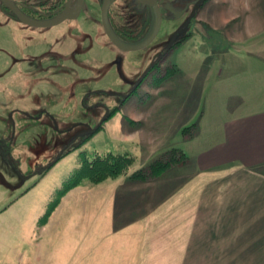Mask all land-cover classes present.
Listing matches in <instances>:
<instances>
[{"label": "rangeland", "instance_id": "rangeland-1", "mask_svg": "<svg viewBox=\"0 0 264 264\" xmlns=\"http://www.w3.org/2000/svg\"><path fill=\"white\" fill-rule=\"evenodd\" d=\"M11 1L32 20L65 10ZM197 1L158 0L159 31L137 51L120 49L148 40L156 18L135 0H84L76 20L47 29L0 1V264H264L258 186L250 195L245 172L196 165L226 45L264 55V0H205L194 15ZM206 9L229 38L203 40ZM173 149L185 164L133 178ZM108 153L133 164L92 183L83 167Z\"/></svg>", "mask_w": 264, "mask_h": 264}, {"label": "crops", "instance_id": "crops-1", "mask_svg": "<svg viewBox=\"0 0 264 264\" xmlns=\"http://www.w3.org/2000/svg\"><path fill=\"white\" fill-rule=\"evenodd\" d=\"M203 10L201 8V15ZM208 10L211 9H206L201 25L203 40H211L213 33L228 37V30L225 29L231 25L217 26L216 21L212 23L207 18ZM243 40V45L250 42L248 37ZM226 47L229 50L223 52L222 65L216 70V80L220 84H215L208 97L212 106L206 112L205 120L210 123L206 125L203 121L199 130V141L205 139L207 149L200 152L196 165L199 171L235 169L245 172L243 175L248 187L252 188L250 195L258 186L260 192L258 196L253 194L254 202H251V208L254 204L256 207V213L251 215L257 221L252 225L255 232L258 226L264 227V221H260L264 219V59L259 60L264 55H256L247 49L234 52ZM246 58L253 60L246 61ZM253 61L255 65H251ZM160 196L161 193L156 197ZM134 216L140 214L134 212L129 218Z\"/></svg>", "mask_w": 264, "mask_h": 264}, {"label": "trees", "instance_id": "trees-1", "mask_svg": "<svg viewBox=\"0 0 264 264\" xmlns=\"http://www.w3.org/2000/svg\"><path fill=\"white\" fill-rule=\"evenodd\" d=\"M203 1H205V0H203ZM21 12L23 14H25V16H26L25 10H21ZM54 15H56V13L47 16L46 19L47 20L51 19ZM12 16L15 18V16L13 14H12ZM46 19H44V20H46ZM34 20H39V19H34ZM189 36L190 35H186L185 38L186 37L188 38ZM177 44L178 43H176V44L173 43L172 46H174V45L176 46ZM111 114L112 113L109 112L108 116L105 118V120L107 118H109ZM100 127L98 129H100ZM98 129L91 132V133L85 134V136H87V135L90 136V135L94 134L95 132L98 131ZM185 130H187V129H184V131ZM61 157L62 156L59 157V160ZM94 160L95 161L93 164H91L87 161L86 166L83 167L84 173L86 174L87 179L90 180L92 183H99V182H102L106 179H112V178H116L118 176L124 175L127 173V170L133 164V158L127 154L126 155H115L113 153H108L104 156H99V157L95 158ZM186 161H187V158L184 155V153H180L177 150L173 149V150L165 153L162 158L151 163L147 167V169L146 168L142 169V170L138 171L137 173L133 174V178H136L137 180L143 181V180L149 179V177H150V176H148L149 172H150V174L162 172V171H165L166 169L172 168L173 166L183 165L186 163ZM79 174L80 173H77L76 177L72 181H69V183L65 182L63 184V187H62L63 190H67V189L69 190L70 187H73L77 183V180L80 178V177H78ZM62 192L63 191H60L59 195Z\"/></svg>", "mask_w": 264, "mask_h": 264}, {"label": "water", "instance_id": "water-1", "mask_svg": "<svg viewBox=\"0 0 264 264\" xmlns=\"http://www.w3.org/2000/svg\"><path fill=\"white\" fill-rule=\"evenodd\" d=\"M2 2V4L4 5L5 8H7L16 18V20H18L19 23H21L24 26L30 27V28H36V29H47V28H53L56 27L60 24H62L65 21H72V20H76L82 11V6H83V0H77V5L75 10L72 12V10H70V2L68 1L65 7L64 12L56 17V18H52V19H48V20H32L28 17H26L20 10H18L10 0H0ZM137 3L150 7L153 9L154 13H155V28L153 33L151 34V36L148 38V40H146L144 43H142L139 46H135V47H131L128 49H120V50H124V51H137V50H141L143 48H145L146 46H148L156 37L159 28H160V24H161V14L158 8V0H135ZM203 0H198L195 4V8H194V13L196 12L198 6L200 5V3ZM107 36L108 38L111 40L112 44H114L117 48V42L112 38L111 34L109 32H107Z\"/></svg>", "mask_w": 264, "mask_h": 264}, {"label": "flooded vegetation", "instance_id": "flooded-vegetation-1", "mask_svg": "<svg viewBox=\"0 0 264 264\" xmlns=\"http://www.w3.org/2000/svg\"><path fill=\"white\" fill-rule=\"evenodd\" d=\"M11 1V0H10ZM70 2V7H71V2H72V0H65L64 1V5L62 6V8H64V7H66V4H67V2ZM12 2V1H11ZM76 2H77V0H76ZM12 4L18 9V10H24L25 9V6H23V5H21V4H19V3H17V4H14L13 2H12ZM83 5H84V0H83ZM83 7V6H82ZM197 11V10H196ZM196 13V12H195ZM195 13H194V15H195ZM179 44V43H178ZM177 44V45H178ZM175 46V45H174ZM174 46H172V47H174ZM141 85V84H140Z\"/></svg>", "mask_w": 264, "mask_h": 264}]
</instances>
